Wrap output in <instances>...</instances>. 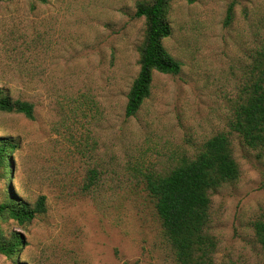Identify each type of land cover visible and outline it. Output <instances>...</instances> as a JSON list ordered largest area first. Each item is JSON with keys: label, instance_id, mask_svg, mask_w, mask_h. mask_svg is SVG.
<instances>
[{"label": "rangeland", "instance_id": "rangeland-1", "mask_svg": "<svg viewBox=\"0 0 264 264\" xmlns=\"http://www.w3.org/2000/svg\"><path fill=\"white\" fill-rule=\"evenodd\" d=\"M139 0H0V88L34 104V117L0 111V136L16 148L13 176L0 165V203L11 193L47 211L21 232L26 264H176L149 171L165 173L228 131L233 109L264 50V0H171L163 40L181 62L153 72L151 94L126 115L145 19ZM240 176L211 193L214 264H264L253 222L264 215V153L230 134ZM91 168L99 181L83 190ZM0 264H16L0 252Z\"/></svg>", "mask_w": 264, "mask_h": 264}, {"label": "trees", "instance_id": "trees-1", "mask_svg": "<svg viewBox=\"0 0 264 264\" xmlns=\"http://www.w3.org/2000/svg\"><path fill=\"white\" fill-rule=\"evenodd\" d=\"M170 4L171 0H139L136 4L135 16L144 17L145 33L139 47L140 69L127 94V116L135 115L150 96L154 71L173 74L180 71L181 62L163 43L172 33ZM0 111L33 118L34 104L13 99L0 88ZM229 128L210 136L193 157H182L169 171H149L144 175L145 188L153 198L176 264H214L218 242L209 230L211 193L240 176L230 134L236 133L246 146L259 148L264 153V50L259 52L250 78L242 88ZM15 148L11 138L0 136V165L5 167L9 179L13 176V165L8 160ZM98 181L99 170L91 168L83 190L92 191ZM10 193L11 196L0 203V218H13L23 225L47 211L45 195L30 203ZM253 227L264 248V215L253 222ZM23 244L24 236L19 231H12L9 237L0 235V252L13 258L16 264H26L17 260Z\"/></svg>", "mask_w": 264, "mask_h": 264}]
</instances>
